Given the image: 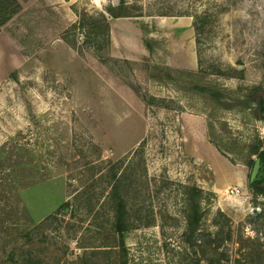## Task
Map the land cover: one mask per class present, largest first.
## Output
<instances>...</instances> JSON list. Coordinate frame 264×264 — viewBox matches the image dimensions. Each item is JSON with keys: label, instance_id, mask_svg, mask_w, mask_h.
I'll use <instances>...</instances> for the list:
<instances>
[{"label": "rangeland", "instance_id": "1", "mask_svg": "<svg viewBox=\"0 0 264 264\" xmlns=\"http://www.w3.org/2000/svg\"><path fill=\"white\" fill-rule=\"evenodd\" d=\"M17 1L0 24V264H264L246 163L264 0H127L141 15L119 17L120 0ZM84 12L105 13L107 42L69 29Z\"/></svg>", "mask_w": 264, "mask_h": 264}, {"label": "trees", "instance_id": "2", "mask_svg": "<svg viewBox=\"0 0 264 264\" xmlns=\"http://www.w3.org/2000/svg\"><path fill=\"white\" fill-rule=\"evenodd\" d=\"M10 0H0V24L5 23L10 18V12L16 11L20 7V3L17 0H13L15 6L9 12H6L7 5H9ZM134 5L132 2L127 0H120L117 4H111L106 7V10L110 15L114 17L119 16H134L141 15V13L134 12ZM79 28L82 35V40L84 42L95 43L97 38L101 37L103 41L107 42L109 40L110 25L105 13H100L98 16L84 12L80 15L76 22L70 24L69 29ZM196 33H199V26L194 24ZM232 73H242V68H233ZM260 86H255L254 89ZM253 90V89H252ZM254 105L260 109H264V101L260 99L254 101L251 98ZM248 101V100H247ZM245 101L246 103H248ZM248 157L246 163L250 165L253 169V165L258 158V169L253 177L249 180L250 186L256 194H261L264 196V140L260 138L254 139L248 145ZM200 188L197 186H185V193L188 198V206L186 211V220L190 229V233H193L199 225L201 212L199 211V202L197 195L200 193ZM196 195V197H195ZM112 197L115 200L114 212H115V222L114 228L122 236L125 230V223L123 222L124 205L117 193V190L112 191ZM191 242V240H189Z\"/></svg>", "mask_w": 264, "mask_h": 264}, {"label": "water", "instance_id": "3", "mask_svg": "<svg viewBox=\"0 0 264 264\" xmlns=\"http://www.w3.org/2000/svg\"><path fill=\"white\" fill-rule=\"evenodd\" d=\"M258 166H259V164H258V158H257L254 165H253L252 175H254L256 173Z\"/></svg>", "mask_w": 264, "mask_h": 264}, {"label": "bare ground", "instance_id": "4", "mask_svg": "<svg viewBox=\"0 0 264 264\" xmlns=\"http://www.w3.org/2000/svg\"><path fill=\"white\" fill-rule=\"evenodd\" d=\"M183 17H178V18H176V20L178 21V22H180V20L182 19Z\"/></svg>", "mask_w": 264, "mask_h": 264}]
</instances>
